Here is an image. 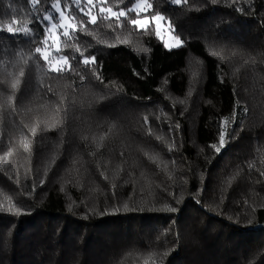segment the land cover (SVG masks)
Returning a JSON list of instances; mask_svg holds the SVG:
<instances>
[{
	"label": "trees",
	"instance_id": "obj_1",
	"mask_svg": "<svg viewBox=\"0 0 264 264\" xmlns=\"http://www.w3.org/2000/svg\"><path fill=\"white\" fill-rule=\"evenodd\" d=\"M53 2L0 0L31 29L0 31V264H264V0H148L174 48L60 0L87 28L61 74L35 53Z\"/></svg>",
	"mask_w": 264,
	"mask_h": 264
},
{
	"label": "snow or ice",
	"instance_id": "obj_2",
	"mask_svg": "<svg viewBox=\"0 0 264 264\" xmlns=\"http://www.w3.org/2000/svg\"><path fill=\"white\" fill-rule=\"evenodd\" d=\"M31 3L33 5L38 4L39 0H31ZM83 3L87 6V11L85 10V7L81 6V0H73V4L78 9L79 13H81L83 16L87 17L88 23L92 24V25L97 24V20H98L97 15L92 14V8L94 6H96L97 4L100 5L98 11H99V19H101V20H111L114 17L115 20L119 23L121 17L127 18L129 12H136L137 13V19H131L128 22L140 30H147L149 23H151L152 21H155L158 24V22L160 20L165 19L159 13L153 14L150 19H149L148 15H145L143 18L139 17V12H145L146 13L148 11V9L152 8V4L148 3V0H136V3L131 8H129L127 11H125L124 9H121L119 12L113 11L111 7H104L103 4L106 3V0H96L95 4H94V0H83ZM172 3L179 5V4H181V0H172ZM53 11L59 13V23L51 24V28L45 29L46 32H51L53 29L61 28V29H63L62 35L64 37H69V29H71L73 33H75L78 30L76 24L68 22L69 19L74 20L75 17L74 16H72V17H66L65 16V12L61 9V6H60V0H55V2H53L51 4V10L47 14H45L43 19L45 21L51 22L53 19V16H52ZM15 23H16V21H13V24H15ZM79 30H83V31L87 30V28L84 25L82 20L80 21ZM0 31H6L12 35H16V34H20V33H22L24 35H31V29L30 28H28V27L14 28L12 26V24H8L6 27H0ZM156 34L159 35V32L157 31ZM174 39L176 41L175 44L166 45V46H168V47H180L183 44V41L180 40L179 36L174 37ZM44 43L46 44L47 40H45ZM67 46L68 45L66 44L65 47H67ZM76 50L79 52V47H77ZM60 51H61L60 48L56 49L57 54H59ZM35 53L40 54L41 58L43 59V61L45 62L46 66H47V70L50 72L61 74V73L69 72L72 70L71 64L69 62V58L67 56H59L58 59H56V57L50 58L49 54L46 51H44L41 47H36ZM81 57H82L81 62L86 66L90 65L91 63H94V61H95V57H91V58L85 57V56H83L82 53H81ZM19 75L22 77L24 75V73L20 72ZM18 86H19V79L15 80L14 82H12L10 84V87L13 90L17 89ZM225 124H227V120H225ZM35 132H36V129L33 128L32 134L35 135ZM101 139H103V137H101ZM224 144H225V134L221 133V135L219 137V145L220 146L217 147L216 145H211V147L217 153H219L221 151V148L224 146ZM23 147L26 151L29 149V145L27 143H25L23 145ZM169 150H171V146H169ZM10 154L11 153H9V155ZM152 159H154V158H152ZM262 175H264V173H262ZM105 179H107V177H105ZM124 209L125 210L128 209L127 204L124 205ZM0 210H4V209H0ZM7 210H11V208H9ZM165 210L174 212L176 209L165 206ZM249 223H251V221Z\"/></svg>",
	"mask_w": 264,
	"mask_h": 264
},
{
	"label": "rangeland",
	"instance_id": "obj_3",
	"mask_svg": "<svg viewBox=\"0 0 264 264\" xmlns=\"http://www.w3.org/2000/svg\"><path fill=\"white\" fill-rule=\"evenodd\" d=\"M95 2H96V0H94V4H95ZM99 6L100 5H98V4L96 5V7L98 9H99ZM61 9L65 12V16L66 17H72L62 7H61ZM54 13L55 14L52 15L53 16L52 21L48 22L47 28H51V24H53V23H59V13H57V12H54ZM92 14L93 15H97L96 13H92ZM144 16H145V12H139V17L140 18H143ZM150 18H151V16H149V19ZM68 22L76 24L77 28H78V26L80 24L75 19L74 20L69 19ZM151 23H154V25L156 27V30L159 32V37L164 41L165 45H173V44L176 43V41L174 39V37H176V35L174 34L173 28L170 26V24L168 23V21L166 19L160 20L158 22V24L155 21H152ZM62 32H63V29H61V28H56V29H53L51 32H47V36H46V39H45V40H47V43L46 44L44 43V46H43L42 49L49 54L50 58L51 57H56V59H58L59 56H62V55H60V53L59 54L56 53V49L59 48L61 40L64 37L62 35ZM71 32H72V30L69 29V33H71ZM168 48H174V47H168Z\"/></svg>",
	"mask_w": 264,
	"mask_h": 264
}]
</instances>
